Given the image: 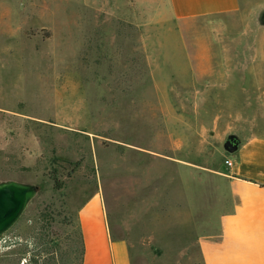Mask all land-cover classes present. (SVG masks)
Instances as JSON below:
<instances>
[{
	"label": "rangeland",
	"instance_id": "374dc122",
	"mask_svg": "<svg viewBox=\"0 0 264 264\" xmlns=\"http://www.w3.org/2000/svg\"><path fill=\"white\" fill-rule=\"evenodd\" d=\"M239 1L179 23L168 0H0V178L41 186L0 264H78L96 192L134 264H201L224 144L264 137V0Z\"/></svg>",
	"mask_w": 264,
	"mask_h": 264
},
{
	"label": "crops",
	"instance_id": "0c3cea01",
	"mask_svg": "<svg viewBox=\"0 0 264 264\" xmlns=\"http://www.w3.org/2000/svg\"><path fill=\"white\" fill-rule=\"evenodd\" d=\"M168 2L179 23L240 9L239 0ZM234 155L221 177L231 208L221 217L219 231L200 239L201 264H264V137L244 140ZM78 222L85 247L83 264H134L129 242L112 234L103 194L94 193L81 206Z\"/></svg>",
	"mask_w": 264,
	"mask_h": 264
},
{
	"label": "water",
	"instance_id": "95a60500",
	"mask_svg": "<svg viewBox=\"0 0 264 264\" xmlns=\"http://www.w3.org/2000/svg\"><path fill=\"white\" fill-rule=\"evenodd\" d=\"M241 143L237 136H230L224 149L234 154ZM40 192L37 183L0 178V240L17 225Z\"/></svg>",
	"mask_w": 264,
	"mask_h": 264
},
{
	"label": "trees",
	"instance_id": "16d2710c",
	"mask_svg": "<svg viewBox=\"0 0 264 264\" xmlns=\"http://www.w3.org/2000/svg\"><path fill=\"white\" fill-rule=\"evenodd\" d=\"M54 181L59 189L63 188V183L59 181L57 173H54ZM69 249L70 253H72V250H76L79 253V262L78 264H83V256L85 253V247H84V241H83V234L79 226V222L77 223V226L75 230L71 231L69 236ZM38 258V257H37ZM35 264H41L42 262L45 264H55L53 259H42V257H39L38 259H34Z\"/></svg>",
	"mask_w": 264,
	"mask_h": 264
},
{
	"label": "built area",
	"instance_id": "2783aa9c",
	"mask_svg": "<svg viewBox=\"0 0 264 264\" xmlns=\"http://www.w3.org/2000/svg\"><path fill=\"white\" fill-rule=\"evenodd\" d=\"M227 165L230 167V166H232V162L231 161H228L227 162Z\"/></svg>",
	"mask_w": 264,
	"mask_h": 264
}]
</instances>
